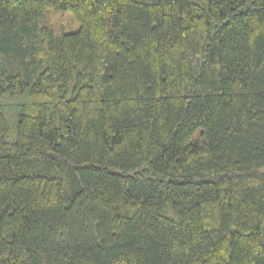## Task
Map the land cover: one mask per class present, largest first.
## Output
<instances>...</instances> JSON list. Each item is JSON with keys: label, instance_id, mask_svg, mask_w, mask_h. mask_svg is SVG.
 Wrapping results in <instances>:
<instances>
[{"label": "trees", "instance_id": "16d2710c", "mask_svg": "<svg viewBox=\"0 0 264 264\" xmlns=\"http://www.w3.org/2000/svg\"><path fill=\"white\" fill-rule=\"evenodd\" d=\"M0 264H264V0H0Z\"/></svg>", "mask_w": 264, "mask_h": 264}, {"label": "rangeland", "instance_id": "374dc122", "mask_svg": "<svg viewBox=\"0 0 264 264\" xmlns=\"http://www.w3.org/2000/svg\"><path fill=\"white\" fill-rule=\"evenodd\" d=\"M46 23L51 26L56 35L75 31L80 26L72 13L58 10L49 11Z\"/></svg>", "mask_w": 264, "mask_h": 264}]
</instances>
